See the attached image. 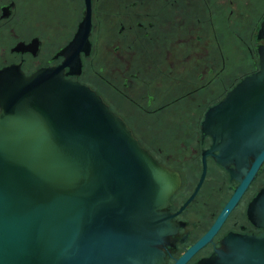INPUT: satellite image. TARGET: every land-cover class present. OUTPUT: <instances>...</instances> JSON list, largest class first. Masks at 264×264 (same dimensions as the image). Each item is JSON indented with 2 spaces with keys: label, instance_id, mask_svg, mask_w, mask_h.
<instances>
[{
  "label": "flooded vegetation",
  "instance_id": "af4514ba",
  "mask_svg": "<svg viewBox=\"0 0 264 264\" xmlns=\"http://www.w3.org/2000/svg\"><path fill=\"white\" fill-rule=\"evenodd\" d=\"M89 2L91 48L80 53V73L68 77L96 91L180 178L169 197L174 227L159 264H218L234 239L264 230V135L256 127L225 131L230 115L216 107L258 70L264 40H256V29L264 14L236 34L248 54L243 71L244 62L229 65L213 0ZM85 9L86 0H0V69L19 65L29 74L66 62L63 50Z\"/></svg>",
  "mask_w": 264,
  "mask_h": 264
},
{
  "label": "water",
  "instance_id": "95a60500",
  "mask_svg": "<svg viewBox=\"0 0 264 264\" xmlns=\"http://www.w3.org/2000/svg\"><path fill=\"white\" fill-rule=\"evenodd\" d=\"M91 28L86 0L66 62L29 74L19 65L0 69V264L163 261L174 227L169 197L180 178L96 91L68 77L80 73ZM256 40H264V15ZM257 53L258 70L216 106L230 115L225 131L256 127L264 135V44ZM261 217L264 228V208ZM234 242L218 264H264V230Z\"/></svg>",
  "mask_w": 264,
  "mask_h": 264
},
{
  "label": "rangeland",
  "instance_id": "374dc122",
  "mask_svg": "<svg viewBox=\"0 0 264 264\" xmlns=\"http://www.w3.org/2000/svg\"><path fill=\"white\" fill-rule=\"evenodd\" d=\"M218 5V12L213 16L215 30L224 34V52L233 63L244 62L243 71H248V54L236 38V34H244L243 29L256 24L264 14V0H213ZM231 11V13H229Z\"/></svg>",
  "mask_w": 264,
  "mask_h": 264
}]
</instances>
